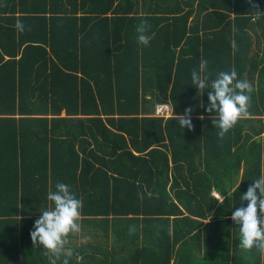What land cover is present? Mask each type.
<instances>
[{
  "label": "trees",
  "instance_id": "obj_1",
  "mask_svg": "<svg viewBox=\"0 0 264 264\" xmlns=\"http://www.w3.org/2000/svg\"><path fill=\"white\" fill-rule=\"evenodd\" d=\"M201 60L252 89L223 136ZM261 174L264 0H0V264H51L30 232L58 182L82 208L57 264H264L231 219Z\"/></svg>",
  "mask_w": 264,
  "mask_h": 264
},
{
  "label": "clouds",
  "instance_id": "obj_2",
  "mask_svg": "<svg viewBox=\"0 0 264 264\" xmlns=\"http://www.w3.org/2000/svg\"><path fill=\"white\" fill-rule=\"evenodd\" d=\"M146 23L142 22L137 28V39L143 45H148L150 40L146 34ZM15 27L23 31V21L17 19ZM207 65V60L200 61L198 69L191 73V83L199 92L207 94L205 110L215 116L212 123L219 129L218 134L223 136L239 118L248 115L252 89L246 80L237 79L235 69L219 71L215 78H210ZM191 111L188 108L182 114H175L177 124L183 130L193 127ZM47 200L51 206L40 211L30 236L34 243H39L52 254L51 264H57L68 235L80 230L82 201L65 182H58L55 190L47 193ZM239 200L246 201V204L235 208L231 214L232 221L239 226V246L264 253V174L251 181L247 190L239 195Z\"/></svg>",
  "mask_w": 264,
  "mask_h": 264
},
{
  "label": "built area",
  "instance_id": "obj_3",
  "mask_svg": "<svg viewBox=\"0 0 264 264\" xmlns=\"http://www.w3.org/2000/svg\"><path fill=\"white\" fill-rule=\"evenodd\" d=\"M155 114L157 116L168 117L172 114V106L169 103L157 104Z\"/></svg>",
  "mask_w": 264,
  "mask_h": 264
},
{
  "label": "crops",
  "instance_id": "obj_4",
  "mask_svg": "<svg viewBox=\"0 0 264 264\" xmlns=\"http://www.w3.org/2000/svg\"><path fill=\"white\" fill-rule=\"evenodd\" d=\"M214 194H215L217 197L222 198V197L220 196V194H218L217 192H214ZM85 240H87V239H85V238H83V237H80V238L77 239L78 242H83V241H85ZM66 252L69 253V252H70V249L67 248V249H66Z\"/></svg>",
  "mask_w": 264,
  "mask_h": 264
},
{
  "label": "rangeland",
  "instance_id": "obj_5",
  "mask_svg": "<svg viewBox=\"0 0 264 264\" xmlns=\"http://www.w3.org/2000/svg\"><path fill=\"white\" fill-rule=\"evenodd\" d=\"M221 196V195H220ZM222 197V196H221ZM219 198V197H218ZM221 199V198H220Z\"/></svg>",
  "mask_w": 264,
  "mask_h": 264
}]
</instances>
